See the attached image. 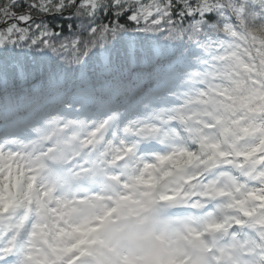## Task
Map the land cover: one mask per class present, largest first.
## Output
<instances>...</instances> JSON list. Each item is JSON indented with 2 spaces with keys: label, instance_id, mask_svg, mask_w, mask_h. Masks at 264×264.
Segmentation results:
<instances>
[{
  "label": "snow or ice",
  "instance_id": "6c2138e0",
  "mask_svg": "<svg viewBox=\"0 0 264 264\" xmlns=\"http://www.w3.org/2000/svg\"><path fill=\"white\" fill-rule=\"evenodd\" d=\"M0 264H264V0H0Z\"/></svg>",
  "mask_w": 264,
  "mask_h": 264
}]
</instances>
